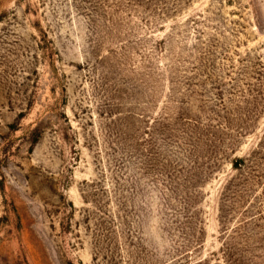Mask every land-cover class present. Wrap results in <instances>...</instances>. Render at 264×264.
Returning a JSON list of instances; mask_svg holds the SVG:
<instances>
[{
	"label": "rangeland",
	"instance_id": "1",
	"mask_svg": "<svg viewBox=\"0 0 264 264\" xmlns=\"http://www.w3.org/2000/svg\"><path fill=\"white\" fill-rule=\"evenodd\" d=\"M0 264H264V0H0Z\"/></svg>",
	"mask_w": 264,
	"mask_h": 264
}]
</instances>
